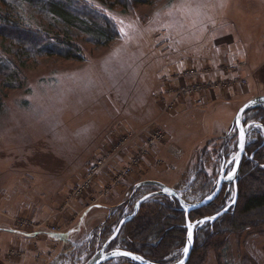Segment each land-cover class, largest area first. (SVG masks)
Listing matches in <instances>:
<instances>
[{
	"label": "rangeland",
	"instance_id": "374dc122",
	"mask_svg": "<svg viewBox=\"0 0 264 264\" xmlns=\"http://www.w3.org/2000/svg\"><path fill=\"white\" fill-rule=\"evenodd\" d=\"M49 2L67 5L68 13L53 14ZM0 15L10 21H0L2 29L41 45L67 41L82 56H21L19 43L0 38V264H85L118 216L153 191L142 188L121 206L125 182L150 172L146 163L160 144L172 154L155 157L154 166L186 167L173 188L187 203L203 199L236 152L230 128L238 106L264 95V0H0ZM243 117L261 120L256 110ZM104 156L106 166L89 176ZM200 162L207 180L197 179ZM51 228L56 239L44 237ZM24 233L33 235L27 253L11 246ZM230 237L222 255L211 249L195 262L264 264V228Z\"/></svg>",
	"mask_w": 264,
	"mask_h": 264
},
{
	"label": "trees",
	"instance_id": "16d2710c",
	"mask_svg": "<svg viewBox=\"0 0 264 264\" xmlns=\"http://www.w3.org/2000/svg\"><path fill=\"white\" fill-rule=\"evenodd\" d=\"M109 1L118 2L120 0ZM132 1L135 4H148L152 0ZM49 3V6L51 5L49 10L53 14L63 16L64 12H67V5L58 2ZM0 21L5 25L10 24V21L3 15H0ZM103 30L105 31L104 28ZM0 38L19 43V48L23 50L21 56L25 54L40 56L59 54L58 56L64 58L82 60L79 48L67 43V41H58L52 46L47 42L41 45L30 34L19 32L17 29L7 30L1 27ZM1 66L2 64H0V71L4 72L5 70ZM11 76H13L12 73ZM250 110L257 111L258 116L261 118V127L257 130V138L247 146V155L243 157L241 162L237 181V202L235 206L217 220L206 222L204 225L197 227L194 232V246L186 264H198L195 262V258L206 256L211 249L219 251V256L222 255L227 250L230 235L242 237L249 234L251 230L264 228V106L248 111ZM202 165L203 163L200 162L196 176L197 179L203 177L204 180H207V174ZM204 185L202 184L203 188ZM231 187L228 189L227 185H224L215 200L205 207L190 212V221L211 216L221 211L228 203L227 198L232 189ZM213 188L214 185L209 191L210 193ZM153 190L155 189L153 188ZM231 195L233 198L234 192H231ZM133 197H129L121 206L129 205ZM159 198L142 204L139 212L122 227L118 237L111 244H116L120 240L122 249L137 253L156 263H166L167 261L164 258L167 255H173L174 252L179 251L181 256L187 233L185 213L177 199L168 196H159ZM147 207H151L149 213L141 215L140 212ZM123 217L124 215L120 214L117 222ZM124 261L136 264L128 259H124Z\"/></svg>",
	"mask_w": 264,
	"mask_h": 264
},
{
	"label": "water",
	"instance_id": "95a60500",
	"mask_svg": "<svg viewBox=\"0 0 264 264\" xmlns=\"http://www.w3.org/2000/svg\"><path fill=\"white\" fill-rule=\"evenodd\" d=\"M264 106V95L256 96L248 101H246L244 104H242L238 109L236 110L234 119L232 121V125L230 128V131L235 129V133L237 136V146H236V152L232 158H230L228 161H223L220 171L218 173V176L216 178L214 188L211 193H209L207 196H205L203 199L196 201V202H190L187 203L179 194V192L168 185H165L159 181L155 180H144L139 183H137L133 191L130 195V197H133L140 189L142 188H154L155 190L144 194L141 196L134 204L133 211L122 218L117 227L114 229V231L111 233V235L108 237V239L105 241V243L102 245L100 249H98L85 264H105L110 261L119 260V259H128L136 264H186L190 258L193 246H194V232L197 229V227L200 225H204L206 222L209 221H215L218 218H220L222 215L226 214L233 206H235L238 198V189H237V181L239 176V170L241 166V162L243 157L246 156L247 151V144H248V136L249 134L257 127H261V124L258 122H244V114L249 109H255L257 107ZM241 132H243L245 140H244V148L241 150L239 143H240V136ZM234 157H238V160H235ZM232 165L231 169L227 171L228 166ZM231 177V178H229ZM227 185L228 189L232 186L233 187V198L232 200L218 213L199 218L195 221H190L189 214L190 212L197 210L199 208L207 206L209 203H211L213 200L217 198V196L220 194L221 190L223 189V186ZM159 196H168L170 198H175L178 200L181 209L185 213V220H186V241L185 245L182 251V256L179 260L174 261L172 263H156L153 261H150L143 256L133 253L121 248H114V249H108L109 245L118 237L122 227L129 222L139 211L142 204L149 201L151 198L159 197ZM209 217H216L214 220H208L206 218ZM205 221L203 224L198 223V221ZM191 225V229L190 226ZM191 230L192 239L191 242H189V231ZM187 248V252L185 253L184 249ZM122 253H128V255H122Z\"/></svg>",
	"mask_w": 264,
	"mask_h": 264
},
{
	"label": "crops",
	"instance_id": "0c3cea01",
	"mask_svg": "<svg viewBox=\"0 0 264 264\" xmlns=\"http://www.w3.org/2000/svg\"><path fill=\"white\" fill-rule=\"evenodd\" d=\"M232 99H234V98H232ZM163 148H165L166 151H163ZM167 153L172 154L170 152V150H169V147H167V146L165 147L163 144H160V146L157 147L156 151L154 150L152 157L146 163V166H147V168L149 169L150 172L148 174H146L145 176H136V177L129 178L125 182V184L123 186L124 187L123 188V190H124L123 193L120 191L121 192L120 196L122 197L121 203H123L124 201H126L130 197V192L133 190L134 186L137 183H139L141 181H144V180L159 181V182H161V183H163L165 185L171 186V187H179V186H181L184 175L189 172V170H187L186 167H185L186 169L184 168L183 170H179L178 171V170H176L175 165H172V163L170 161H169L170 164H164L163 163L162 167H160L159 169L154 166L155 165L154 161L156 160L155 157H157L159 155H164V154H167ZM163 159H165L167 161L166 156ZM170 171H173V172L177 173V174H175V176H178V177L175 180H173L174 176L173 177H169L168 176V173ZM112 207H115V206L111 205V206H106L105 208L110 210ZM108 216H109V213H108ZM11 230H13V229H11ZM11 230L9 229V231H11ZM3 231H6V230H3ZM7 232H8V230H7ZM19 234H21V233H19ZM50 234H52V236H50ZM50 234L47 233V234H45L44 237L51 238V240H52V238L56 239L57 236H58V235L53 234V233H50ZM32 236L33 235L31 233H24V234H22V237L16 239L17 244L14 242L13 244H11V246L22 248V249H24L26 251V253L28 252V250H26L25 247L26 248L29 247V250L32 251L31 243H30L29 246L27 245V242L29 243V242L32 241L31 240ZM44 240H45V238H44ZM59 241H61V240H59ZM39 243L41 244V248L40 249L42 251L41 252L42 255H47V253L50 250L47 249V247L45 246L46 241L41 240V241H39ZM37 249H39V248H37ZM27 264H31V263H27Z\"/></svg>",
	"mask_w": 264,
	"mask_h": 264
},
{
	"label": "built area",
	"instance_id": "2783aa9c",
	"mask_svg": "<svg viewBox=\"0 0 264 264\" xmlns=\"http://www.w3.org/2000/svg\"><path fill=\"white\" fill-rule=\"evenodd\" d=\"M187 74L190 76H192V75H194L195 74V71L194 70H189L188 72H187ZM186 74V75H187ZM159 133H157V137H158V139H160V138H162V135H161V133H160V135H158ZM153 138H155L154 137V135H153ZM153 142V141H152ZM114 157V156H113ZM134 162L136 163V161H135V159H134ZM106 164H107V161H106V156H104L103 158H101V159H99L98 161H96V163L94 164V166H93V168H92V173L89 175V176H94L95 175V173H96V171L97 170H100V169H102L104 166H106ZM128 170V169H127ZM127 170H125L124 171V174H126V171ZM118 175H120L119 177H121V176H123L122 174H118ZM90 177V178H91ZM90 178L87 180H85L84 181V183L82 184V185H80L77 189V191H78V194L79 193H81V192H85L86 190H88V188H89V183H90ZM50 230V229H49ZM50 233H53V234H55V233H57V231L55 230V229H52L51 228V230H50Z\"/></svg>",
	"mask_w": 264,
	"mask_h": 264
},
{
	"label": "snow or ice",
	"instance_id": "6c2138e0",
	"mask_svg": "<svg viewBox=\"0 0 264 264\" xmlns=\"http://www.w3.org/2000/svg\"><path fill=\"white\" fill-rule=\"evenodd\" d=\"M244 140H245V137H244V134L243 132H241V136H240V143H239V146L241 148V150H243L244 148ZM235 160H238V157H234ZM231 178V177H229ZM208 220H214L216 219V217H209V218H206ZM205 221H198V223H201L203 224ZM190 229H191V225L189 226ZM191 239H192V234H191V230L189 231V242H191ZM185 253L187 252V248L184 249ZM122 255H128V253H122Z\"/></svg>",
	"mask_w": 264,
	"mask_h": 264
},
{
	"label": "bare ground",
	"instance_id": "6f19581e",
	"mask_svg": "<svg viewBox=\"0 0 264 264\" xmlns=\"http://www.w3.org/2000/svg\"><path fill=\"white\" fill-rule=\"evenodd\" d=\"M124 259H122V261H123Z\"/></svg>",
	"mask_w": 264,
	"mask_h": 264
}]
</instances>
